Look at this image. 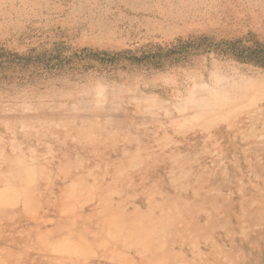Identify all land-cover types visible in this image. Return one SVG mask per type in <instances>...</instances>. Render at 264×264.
Returning <instances> with one entry per match:
<instances>
[{"label":"rangeland","instance_id":"1","mask_svg":"<svg viewBox=\"0 0 264 264\" xmlns=\"http://www.w3.org/2000/svg\"><path fill=\"white\" fill-rule=\"evenodd\" d=\"M254 52L264 0H0V264H264Z\"/></svg>","mask_w":264,"mask_h":264},{"label":"trees","instance_id":"2","mask_svg":"<svg viewBox=\"0 0 264 264\" xmlns=\"http://www.w3.org/2000/svg\"><path fill=\"white\" fill-rule=\"evenodd\" d=\"M181 49V48H180ZM252 57H253V59H255L256 61H259L260 63L262 62V61H264V55L262 54V52H254L253 54H252ZM255 57V58H254ZM107 62V61H106Z\"/></svg>","mask_w":264,"mask_h":264},{"label":"bare ground","instance_id":"3","mask_svg":"<svg viewBox=\"0 0 264 264\" xmlns=\"http://www.w3.org/2000/svg\"><path fill=\"white\" fill-rule=\"evenodd\" d=\"M148 108H149V107H148ZM232 109H233V108H232ZM205 113H206V112H205ZM222 114H223V113H222ZM227 114H228V113H227ZM232 114H233V113H232ZM235 114H236V113H235ZM228 115H229V114H228ZM205 116H206V115H205ZM211 116H212V115H211ZM211 116H210V117H211ZM200 118H202V117H200ZM10 171H11V170H10ZM2 187H3V186H2ZM35 189H36V188H35ZM25 191H26V190H25ZM36 191H37V190H36ZM36 191H34V192H36ZM34 192H33V193H34ZM94 194H95V192H94ZM92 195H93V194H92ZM93 196H95V195H93ZM26 197H28L27 194H26ZM27 206H28V205H27ZM29 212H30V211H29ZM125 225H126V224H125ZM68 240H69V239H68ZM61 242H62V241H61ZM66 242H67V241H66ZM136 243H137V242H136ZM145 245H146V244H145ZM142 246H143V245H142ZM146 247H147V246H146Z\"/></svg>","mask_w":264,"mask_h":264}]
</instances>
